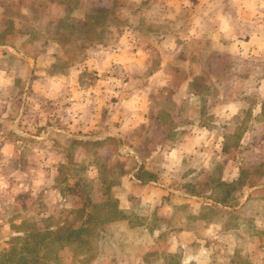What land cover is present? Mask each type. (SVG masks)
Here are the masks:
<instances>
[{"label": "rangeland", "instance_id": "374dc122", "mask_svg": "<svg viewBox=\"0 0 264 264\" xmlns=\"http://www.w3.org/2000/svg\"><path fill=\"white\" fill-rule=\"evenodd\" d=\"M249 1L0 0V264H264Z\"/></svg>", "mask_w": 264, "mask_h": 264}, {"label": "crops", "instance_id": "0c3cea01", "mask_svg": "<svg viewBox=\"0 0 264 264\" xmlns=\"http://www.w3.org/2000/svg\"><path fill=\"white\" fill-rule=\"evenodd\" d=\"M254 2H256V0L254 1ZM247 3H250V7H248V8H250V9H254L255 8V4L252 2V0H250L249 2H247ZM257 4V3H256Z\"/></svg>", "mask_w": 264, "mask_h": 264}]
</instances>
